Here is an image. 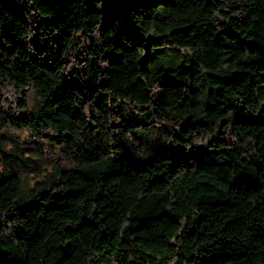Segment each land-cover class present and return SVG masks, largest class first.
<instances>
[{"label":"trees","instance_id":"1","mask_svg":"<svg viewBox=\"0 0 264 264\" xmlns=\"http://www.w3.org/2000/svg\"><path fill=\"white\" fill-rule=\"evenodd\" d=\"M0 264H264V0H0Z\"/></svg>","mask_w":264,"mask_h":264},{"label":"rangeland","instance_id":"2","mask_svg":"<svg viewBox=\"0 0 264 264\" xmlns=\"http://www.w3.org/2000/svg\"><path fill=\"white\" fill-rule=\"evenodd\" d=\"M19 143L16 145V148H18L21 152V154L28 159L29 161H32L33 163H41L45 161V157H41L38 152L35 150L36 147H39L43 150L44 156L46 157H58V149L52 148L49 144L38 141V145H36L35 142H32L31 139H29L27 136H18ZM11 149V147H8Z\"/></svg>","mask_w":264,"mask_h":264}]
</instances>
